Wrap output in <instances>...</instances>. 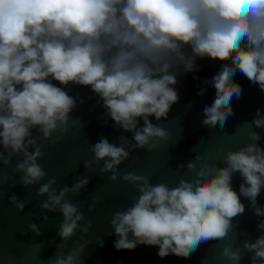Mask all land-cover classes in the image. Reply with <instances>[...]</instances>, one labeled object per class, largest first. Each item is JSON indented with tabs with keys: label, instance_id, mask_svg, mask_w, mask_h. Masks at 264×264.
I'll list each match as a JSON object with an SVG mask.
<instances>
[{
	"label": "clouds",
	"instance_id": "obj_1",
	"mask_svg": "<svg viewBox=\"0 0 264 264\" xmlns=\"http://www.w3.org/2000/svg\"><path fill=\"white\" fill-rule=\"evenodd\" d=\"M198 58L221 62L206 81L215 96L203 108L202 124L223 130L234 116L232 100L242 95V87L234 82L237 73L264 91V0H0V187L17 183L3 168L22 157L15 164L19 183L25 188L39 183L36 195L47 197L41 200V212L62 216L57 235L63 245L78 231L84 236L90 232L91 221L69 199L90 183L87 175L59 190L56 178L40 183L47 176L39 163L45 145L61 141L70 124L83 128L71 116L77 99L65 90L74 84L89 87L98 97L105 122L110 119L132 134L131 140L119 136V145L101 137L90 145L93 159L84 161L89 173L98 167L113 183L122 179L139 193L130 206L112 214L118 251L146 245L157 247L161 258H187L209 241L234 235L233 220L245 212L241 196L249 200L253 215L264 217V207L257 202L264 189V148L257 143L260 134L252 130L253 125L264 129L259 109L251 123L243 124L250 129L249 143L237 150L220 147L215 153H196L178 166L192 177H182L175 186L119 171L132 151L152 153L168 147L170 132L150 118L167 119L179 101L178 77L197 71ZM217 160L225 167H218ZM236 173L242 178L239 194L232 188ZM29 202L14 193L9 197L19 212ZM98 203L93 197L88 210L94 211ZM43 219L49 221L47 215ZM257 228L264 233V219ZM28 230L42 235L36 223ZM96 243L103 246V241ZM87 246L77 242L48 264H83ZM249 254L251 264H264V234L254 242L243 240L239 247L226 245L220 253L229 264H240Z\"/></svg>",
	"mask_w": 264,
	"mask_h": 264
},
{
	"label": "water",
	"instance_id": "obj_2",
	"mask_svg": "<svg viewBox=\"0 0 264 264\" xmlns=\"http://www.w3.org/2000/svg\"><path fill=\"white\" fill-rule=\"evenodd\" d=\"M197 67V71L178 77L176 91L179 94V101L171 108L167 119L157 122L155 117L150 118L154 124L160 123L170 132L172 139L168 142V147L162 146L152 153L146 149L132 151L129 160L119 167L121 174L135 172L150 176L153 184L163 182L175 186L182 177L189 179L192 177L186 169H178V166L194 159L196 153L201 155L206 151L215 153L220 147L225 152L237 150L249 143L247 134L250 129L243 124L251 123L258 109L264 115V91H261L258 85H253L244 75L237 73L234 82L242 87V95L231 102L234 116L228 119L223 130L219 125L208 128L202 124L203 108L213 101L215 89L206 81H210L219 70L221 62L210 58H198ZM53 83L64 87L59 82ZM65 90L77 99V107L71 116L73 120L78 118L83 123V128L81 130L78 125L70 124L69 133L61 141L45 145V155L39 163L47 176L40 183L56 178L59 190L64 186L71 187L75 177L87 175L90 183L79 196L70 195L69 199L80 206L86 221H91L93 227L87 236L78 231L73 240L64 246L62 239L57 235L62 216L59 213L41 212L39 205L41 200L47 197L41 198L36 195L39 183L29 188L19 183L20 174L15 173V164L22 160V157H14L12 167L3 168V171L9 176H15L17 183L13 185L9 182L0 187V191L3 192V198L0 199V264H48L55 254H67L77 242L88 245L82 257L83 264H229L220 255L224 246L239 247L243 240L251 239L254 242L258 236L264 234L257 228L258 220L264 217L258 218L253 215L249 200L241 196L245 212L233 220L237 225L234 235L230 234L224 241H209L187 258L173 254L161 258L157 247L146 245H138L134 250L118 251L114 247L117 237L110 227L112 214L130 206L133 198L139 193L122 179L113 183L109 179L110 174L99 173L98 167L95 168V174L89 173L84 167V161L93 159L90 145L97 143L101 137H106L110 143L119 145L117 139L119 136L123 135L131 140L132 134L116 128L110 119L105 122V110L97 102L98 97L89 87L73 84ZM201 90H204V95H198ZM139 124L142 127L143 120H140ZM252 130L260 134L261 139L257 143L264 148V129L253 125ZM33 134L39 135L35 130ZM216 162L218 167H225L218 160ZM241 183L240 174H234L232 188L238 194ZM13 193L20 200L30 201L23 212H19L9 203V197ZM93 197L99 203L94 211H89ZM257 202L264 207V189ZM44 215L49 217L48 222L44 221ZM30 223L40 226L41 236L28 230ZM98 241H103V246L96 243ZM240 264H251L250 254L245 256Z\"/></svg>",
	"mask_w": 264,
	"mask_h": 264
}]
</instances>
